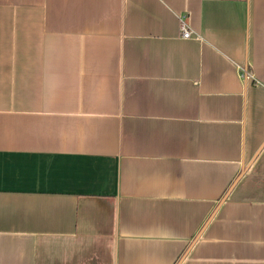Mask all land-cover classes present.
Wrapping results in <instances>:
<instances>
[{
	"label": "crops",
	"instance_id": "1",
	"mask_svg": "<svg viewBox=\"0 0 264 264\" xmlns=\"http://www.w3.org/2000/svg\"><path fill=\"white\" fill-rule=\"evenodd\" d=\"M0 264H264V0H0Z\"/></svg>",
	"mask_w": 264,
	"mask_h": 264
},
{
	"label": "built area",
	"instance_id": "2",
	"mask_svg": "<svg viewBox=\"0 0 264 264\" xmlns=\"http://www.w3.org/2000/svg\"><path fill=\"white\" fill-rule=\"evenodd\" d=\"M178 31H179V37L181 39L197 38V36L192 33V31L189 29L187 24L182 20V18H179ZM237 68H238V74L242 79H251V74L248 70H246L242 66H237Z\"/></svg>",
	"mask_w": 264,
	"mask_h": 264
}]
</instances>
